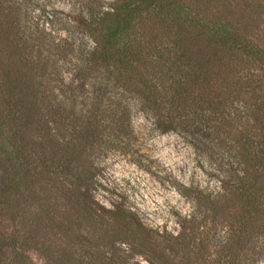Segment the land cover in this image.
I'll return each mask as SVG.
<instances>
[{
    "label": "trees",
    "instance_id": "1",
    "mask_svg": "<svg viewBox=\"0 0 264 264\" xmlns=\"http://www.w3.org/2000/svg\"><path fill=\"white\" fill-rule=\"evenodd\" d=\"M29 5L0 0V224L7 214L17 225L31 199L41 210L25 236L15 231L7 246L23 252L28 241H36L61 264H86L59 239L81 241L77 228L98 222L82 189L95 177L96 146L114 147L105 138L126 130L132 109L124 96L136 95L160 131L183 132L196 147L214 149L213 155L228 161L222 187L242 202L240 216H229L230 205L218 195L192 187L180 190L196 205L184 223L199 230L201 213L209 210L234 219L238 237L225 243V264H262L264 78L246 66L258 63L264 70V52L186 0H117L110 11L94 12L93 49L71 33L73 25L67 38L56 41ZM64 64L72 65L71 83L62 77ZM87 84L93 101L82 105L78 90ZM236 102L241 109L228 118L226 107ZM234 119L245 121L237 135L231 131ZM52 232L57 240L50 239ZM184 237L166 234L177 242L172 252L190 247ZM14 262L27 264L23 253ZM112 262L97 254L93 264Z\"/></svg>",
    "mask_w": 264,
    "mask_h": 264
},
{
    "label": "rangeland",
    "instance_id": "2",
    "mask_svg": "<svg viewBox=\"0 0 264 264\" xmlns=\"http://www.w3.org/2000/svg\"><path fill=\"white\" fill-rule=\"evenodd\" d=\"M28 1L31 16L41 18L40 23L47 32H53L56 41L67 38L66 28L73 25L71 33L76 32L77 39L87 42L88 49H93L96 31L91 25L92 14L110 11L117 0ZM186 2L195 6L196 11L205 12L204 15L209 19L226 23L246 42L253 43L264 52V0ZM254 64H247V70H253L264 78V70H258L261 67L258 63ZM64 65L62 77L71 83L72 65ZM115 96L121 95L116 93ZM124 97L132 109L131 118L125 124L126 130L121 132L116 129L109 138H105L109 143H114V147H111L112 144L96 146L93 161L95 177L90 188L82 189L90 201L85 200L98 215V222L93 227L85 223L77 230L75 227L84 237L83 240L61 236L59 242L70 246L72 257L86 264H93L97 254L114 259V264H225L227 256H230L227 255L225 246L228 245L225 243L229 238L233 239L235 234V240L238 237L235 220L216 217L211 210L202 211L203 222L199 230L192 229L183 220L194 211L196 205L180 190L193 187L218 195L217 200L221 204L230 205L226 211L228 215L240 216L239 204L242 202L228 195L222 187L228 175V161L213 155L214 149L207 151L196 147L183 132L163 133L156 128L153 115L143 109L138 96ZM78 100L82 105L92 103L90 85L78 90ZM242 104L236 102L226 107L228 118L229 115L236 117L237 108ZM240 122L236 119L231 122L234 135L243 129L245 121ZM0 177L3 179L2 169ZM36 210H41L38 202L33 199L25 202L17 225L9 222L5 214L3 224H0V240L5 241H2L4 248L0 246V264H15L17 254L21 253L27 264H61L53 255L42 251L40 243L36 241H28L23 252L7 246L12 242L15 231L25 236L27 224L32 219L33 222L36 220ZM66 211L73 215L70 203ZM125 211L131 213L128 219ZM166 234H185V243L192 244L188 249L183 247L179 252H172L177 242L166 239ZM57 237L53 232L50 235L51 240H57ZM233 248L238 250L241 247L237 245Z\"/></svg>",
    "mask_w": 264,
    "mask_h": 264
}]
</instances>
